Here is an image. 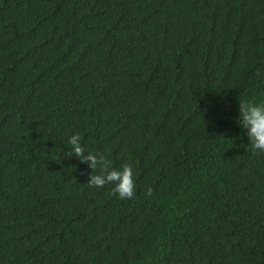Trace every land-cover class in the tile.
I'll return each instance as SVG.
<instances>
[{
    "label": "trees",
    "instance_id": "1",
    "mask_svg": "<svg viewBox=\"0 0 264 264\" xmlns=\"http://www.w3.org/2000/svg\"><path fill=\"white\" fill-rule=\"evenodd\" d=\"M239 101L264 103V0H0V264H264ZM76 133L132 199L87 185Z\"/></svg>",
    "mask_w": 264,
    "mask_h": 264
},
{
    "label": "clouds",
    "instance_id": "2",
    "mask_svg": "<svg viewBox=\"0 0 264 264\" xmlns=\"http://www.w3.org/2000/svg\"><path fill=\"white\" fill-rule=\"evenodd\" d=\"M238 122L243 129L247 131L250 145L254 150L264 152V103L256 104L253 102L239 101V117ZM68 143L71 145V154H74L81 162H86L92 169L90 179L87 185L89 187L102 188L105 185H114L112 194L119 196L120 199H132L135 196V181L133 178V166L129 163L123 165L122 170L112 168L108 163L104 162L101 155L100 160L97 159V153L88 151L85 155V147L81 143L79 133L73 134ZM99 173L93 175V171L98 168ZM153 189L149 187L146 195H152Z\"/></svg>",
    "mask_w": 264,
    "mask_h": 264
}]
</instances>
